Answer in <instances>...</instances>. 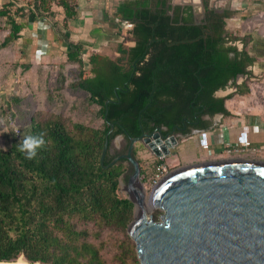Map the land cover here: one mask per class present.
Wrapping results in <instances>:
<instances>
[{
	"label": "trees",
	"instance_id": "16d2710c",
	"mask_svg": "<svg viewBox=\"0 0 264 264\" xmlns=\"http://www.w3.org/2000/svg\"><path fill=\"white\" fill-rule=\"evenodd\" d=\"M51 6L63 10L65 23L77 16L68 0H34L42 12ZM202 6L200 19L192 6L170 0H127L117 6L111 20L131 24L128 35L134 45L119 44L116 58L90 55L91 75L79 73L73 84L99 108L100 128L60 117H31L28 128L12 127L6 148L0 147V262L14 263L23 255L30 264H82L79 258L89 248L74 243L85 235L74 228V219L100 229L128 227L134 206L117 194L125 160L106 167L115 157L108 150L100 163L110 124L109 148L117 136L128 142L155 126H185L181 134L188 136L193 129L209 128L211 122L202 116H228L226 101L249 93L247 79H237L251 76L256 61L248 50L252 31L243 25L239 32L245 35L233 34L226 21L230 11L211 9L209 0H202ZM29 15L30 21L36 17L35 11ZM0 17L9 26L0 44L6 48L20 38L22 24L7 6ZM67 44L66 61L82 65V45ZM229 88L235 91L217 96ZM40 133L45 144L33 159H26L18 143ZM161 214L154 212V220ZM90 250L94 257L88 264H97L96 252Z\"/></svg>",
	"mask_w": 264,
	"mask_h": 264
},
{
	"label": "rangeland",
	"instance_id": "374dc122",
	"mask_svg": "<svg viewBox=\"0 0 264 264\" xmlns=\"http://www.w3.org/2000/svg\"><path fill=\"white\" fill-rule=\"evenodd\" d=\"M68 1L76 8L77 0ZM246 1L247 8L243 11L235 4L231 6L230 0L227 11H230L231 16L241 19L242 25L252 31L253 35L264 40V0ZM104 3L100 2L101 5ZM4 6H7L10 14L22 24V31L20 38L12 45L6 48L0 47V147L6 148L12 127L20 130L28 128L31 117L36 118L37 121L60 117L66 122H78L100 128L102 120L98 114L99 108L89 102L87 94L73 88V84L77 82L79 73L91 75V67L88 64L90 55L99 54L116 58L119 56L117 52L119 44L132 45L128 35L130 26L125 24L124 27L122 24L123 27H118L115 21H111L115 10L109 7L90 11L93 12V17H98L99 24L83 27V32H79L70 29L71 20L64 22L63 10L60 7L51 6L48 12H42L34 7V0H0V10ZM106 6L108 5L105 4L103 7ZM209 7H211L210 2ZM17 8L23 10L17 13ZM29 11H35L34 20L30 21ZM202 14L201 5L199 10H195L196 19H200ZM228 20L229 18L226 20L227 23ZM105 21L108 23H104ZM241 27H234L232 33L238 36L245 35L247 32H239L242 30ZM8 31L6 18L0 17V44ZM72 41L82 45L83 53L80 56L82 65L66 61L67 43ZM46 45H50V50H46ZM256 54L264 55V50L258 49ZM246 79L249 93L236 95L226 101L227 108L235 118L249 119L264 125V56L262 58L257 56L251 69V76L247 78L243 76L237 80V83ZM233 91L235 90L231 92ZM231 92L226 91L223 96ZM123 138L116 137L112 141V148L118 150L124 148L126 144ZM198 148L203 151L200 146ZM194 149L191 139L173 148L171 156L165 159L168 171L172 173L190 165L231 160L230 157L222 160L206 159L195 163L185 157L187 151L192 154ZM134 152V157L140 165L141 175L145 177L140 179L144 182V190L148 197L150 189L147 179L153 171L152 167L157 157L141 142L134 145ZM123 165L124 173L119 179L117 194L121 198H127L124 187L130 173V165L127 162H123ZM156 211L159 210H154L152 214ZM133 218L134 213L131 222ZM72 223L77 231L85 233L84 236L74 240V243L78 247L87 244L89 248L84 251L85 258H79L82 264H88L90 258L94 257L90 249L96 252L97 264H140L138 256L134 260L133 251H136V246L127 233L128 227L124 230L100 229L93 223H84L77 219ZM23 260H26L24 256Z\"/></svg>",
	"mask_w": 264,
	"mask_h": 264
},
{
	"label": "water",
	"instance_id": "95a60500",
	"mask_svg": "<svg viewBox=\"0 0 264 264\" xmlns=\"http://www.w3.org/2000/svg\"><path fill=\"white\" fill-rule=\"evenodd\" d=\"M112 129L110 124L109 132ZM107 135L101 165L109 150ZM123 141L126 153L106 167L121 160L130 165L124 190L134 206V218L127 233L140 264H264V161L190 165L170 173L146 197L134 145L141 142L157 158H167L178 136L159 132ZM154 210L162 213L159 221L153 219Z\"/></svg>",
	"mask_w": 264,
	"mask_h": 264
},
{
	"label": "crops",
	"instance_id": "0c3cea01",
	"mask_svg": "<svg viewBox=\"0 0 264 264\" xmlns=\"http://www.w3.org/2000/svg\"><path fill=\"white\" fill-rule=\"evenodd\" d=\"M124 1L127 0H77V2H75L76 4L75 9L77 10V16L74 19H72L71 22H69L70 29L73 31L83 32L82 31L83 27H92L99 24L97 21L98 17L97 18L93 17L92 15L93 12L90 11H95L98 10L99 8L103 9L108 7L109 9L115 10L117 6ZM170 1L173 5H190L194 9V12L196 9L199 10L200 6L202 5V0H170ZM229 1L230 0H213V1L209 0L211 4L210 8L211 9L215 8L214 10L216 11L227 10L228 9L227 5H229ZM100 2H105V3L101 5ZM246 3H247L246 0L244 1L241 0L239 2L236 0H231L230 2L231 6H234L233 4H235V6L238 7V9L240 8L243 11L245 10V8H247ZM105 4H107L108 6L103 7ZM55 7L57 8V6ZM216 8H218L219 10ZM113 21H115L116 23H122L124 27H126V25H129L131 29V24H129L128 22H122L118 18ZM104 23H108V22L105 21ZM240 25H242V20L241 19L238 20L237 17L231 16L228 20L227 28L232 30L234 27L236 28L241 27ZM241 28L243 29V25ZM251 36H252V40L248 45V50L250 54H253L255 57L259 56L260 58H262V56L264 55H260V54L258 55L256 54V51L258 49L260 51L264 50V44H263L264 40L258 36L253 35L252 33ZM76 42H78V39ZM133 45L134 43L132 42V45L130 46ZM239 46L240 48L242 47L241 44H239L238 47ZM46 48H47L46 50H50V45L48 46L46 45ZM42 51H43L42 53H44V50ZM227 106L228 104L226 103V108ZM227 110L229 111L228 116L217 114L212 118H210L209 116L205 117L204 120L211 122V125L207 130H198V132H195L196 131L195 130L188 136H181L180 134L177 135L179 142L176 146H179L181 143H184L189 139H191V141L193 142V146L195 148L194 152L191 154L187 151L185 157L192 159V161H195V163L204 161L206 159L207 160L209 159L222 160L226 158L230 159V156H228L225 153L223 146L216 143V139L220 134L223 136V139L226 141L249 139L255 144H260L261 142L264 141L263 124L255 123L249 119L244 120V118L243 119L235 118L233 116V113L229 110V108H227ZM204 141L209 142L211 145V148L208 152L200 151V149L198 148L201 142ZM238 159L264 161V156L242 157Z\"/></svg>",
	"mask_w": 264,
	"mask_h": 264
},
{
	"label": "built area",
	"instance_id": "2783aa9c",
	"mask_svg": "<svg viewBox=\"0 0 264 264\" xmlns=\"http://www.w3.org/2000/svg\"><path fill=\"white\" fill-rule=\"evenodd\" d=\"M216 143L223 146L225 153L230 156L231 159L264 156V141L260 144H255L249 139L226 141L220 134L216 139ZM199 146L203 151H209L211 148L210 143L205 141L201 142ZM157 159L158 163L153 168L152 174L148 177L149 179H147L150 189L149 192L170 174L167 164L165 163L166 157L161 156ZM141 176V178H145L143 175Z\"/></svg>",
	"mask_w": 264,
	"mask_h": 264
},
{
	"label": "clouds",
	"instance_id": "9594fccd",
	"mask_svg": "<svg viewBox=\"0 0 264 264\" xmlns=\"http://www.w3.org/2000/svg\"><path fill=\"white\" fill-rule=\"evenodd\" d=\"M45 144L44 133L39 135H27L17 145L18 151L25 155L26 159H33L37 155V149Z\"/></svg>",
	"mask_w": 264,
	"mask_h": 264
},
{
	"label": "flooded vegetation",
	"instance_id": "af4514ba",
	"mask_svg": "<svg viewBox=\"0 0 264 264\" xmlns=\"http://www.w3.org/2000/svg\"><path fill=\"white\" fill-rule=\"evenodd\" d=\"M207 117V115H204L202 116V119L204 120V118ZM184 120V119H183ZM174 129V132H172V130ZM186 130V127L183 126V127H180V126H174L172 127L171 129H168L166 127H163V126H155L153 129H151L149 132H142V134H145V135H152L154 133H159L161 132L162 135L166 136H170V135H178L180 134L181 136H183V134H181L182 131ZM196 129H193L191 130L190 132L192 133L193 131H195ZM126 141V140H125ZM127 142V141H126ZM112 142H111V145H110V148H109V154L112 155V156H115L114 158H116L118 155H121V154H124L126 153V150H127V145H125L124 148H122L121 150H118V149H113L112 148ZM175 148V147H174ZM172 150V149H171ZM113 158V159H114Z\"/></svg>",
	"mask_w": 264,
	"mask_h": 264
},
{
	"label": "bare ground",
	"instance_id": "6f19581e",
	"mask_svg": "<svg viewBox=\"0 0 264 264\" xmlns=\"http://www.w3.org/2000/svg\"><path fill=\"white\" fill-rule=\"evenodd\" d=\"M11 264H30V263H28V262H26L25 260L19 258L16 262L11 263Z\"/></svg>",
	"mask_w": 264,
	"mask_h": 264
}]
</instances>
